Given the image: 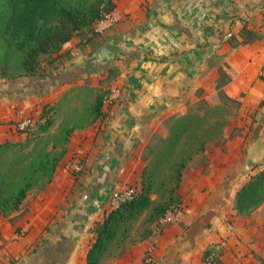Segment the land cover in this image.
Wrapping results in <instances>:
<instances>
[{
  "label": "crops",
  "instance_id": "0c3cea01",
  "mask_svg": "<svg viewBox=\"0 0 264 264\" xmlns=\"http://www.w3.org/2000/svg\"><path fill=\"white\" fill-rule=\"evenodd\" d=\"M114 3L113 27L84 29L34 78L0 80V143L24 140L19 122L73 86L121 90L94 126L74 131L68 156L26 215L0 214V264H87L89 232L108 213L112 192L140 186L143 154L156 137H168L166 123L215 105L221 69L231 78L225 96L240 104L229 101L241 134L228 127L222 142L192 160L178 190L182 215L114 264H143L148 250L157 264H205L213 243L224 246L223 262H233L254 234L233 202L264 163V0ZM244 26L258 39L235 46ZM252 122L255 131L246 125ZM75 156L85 167L76 177L67 167Z\"/></svg>",
  "mask_w": 264,
  "mask_h": 264
},
{
  "label": "trees",
  "instance_id": "16d2710c",
  "mask_svg": "<svg viewBox=\"0 0 264 264\" xmlns=\"http://www.w3.org/2000/svg\"><path fill=\"white\" fill-rule=\"evenodd\" d=\"M114 9V0H0L1 78L14 81L38 76L43 57H48L49 61H52L54 55L69 46L73 37L84 29L94 28ZM240 37L241 40L235 46L252 44L258 39L256 33L247 26L241 30ZM220 75L215 84L217 89V95L213 98L215 105L211 107L201 105L195 111L172 119L169 136L160 138L157 143H151L143 154L145 162L149 161L151 155H157L164 160H170L172 155L175 157L171 182L165 188L162 202L153 210L151 229L143 238L145 240L159 228L160 220L167 212L182 205L178 190L184 172L192 160L204 153L211 144L222 142L224 133L220 123L215 122L207 131L201 127H193L194 121L203 120L212 110L231 106L229 101L237 105L236 107L240 106L237 101L227 98L223 91V86L231 81L230 76L223 69L220 70ZM261 78L264 79V76ZM109 93L108 90L97 96L94 120H99L103 116V104ZM52 110L49 104H45L40 114V118L45 119L47 125H50ZM30 130H27V136ZM27 147V143L9 141L0 143V214L4 216L19 210L29 192L42 179L46 180L45 186L52 182L62 157L45 153L39 160L33 162L30 158L33 153L25 152ZM12 151L17 152L16 160L11 159ZM7 163L10 164V172H20L18 170L23 167L16 183L9 182L3 172L8 168ZM259 168L260 165L253 168L249 180L236 195L233 209L241 216H248L264 201V169ZM156 175L157 166L151 168L146 165L139 192L131 200L107 213L102 221L97 222L93 228L95 240L87 253V264H101L110 245L117 238L120 228L138 219L151 206ZM203 260L206 264H231L223 262L215 253L211 254L208 250L204 252Z\"/></svg>",
  "mask_w": 264,
  "mask_h": 264
},
{
  "label": "rangeland",
  "instance_id": "374dc122",
  "mask_svg": "<svg viewBox=\"0 0 264 264\" xmlns=\"http://www.w3.org/2000/svg\"><path fill=\"white\" fill-rule=\"evenodd\" d=\"M48 62H49L48 57H43L40 70L43 71V67ZM23 79L26 80V78H21L14 81H8L6 79L1 78L0 76V80L4 82L15 83ZM105 91H107V89L101 90V93H104ZM98 95L99 93H97L94 89H91L90 87L87 86L78 85L71 87L69 90L63 93V95L58 99V101L48 103L49 106L53 108V110L50 113V125H47V121L45 119H41L40 115L28 117L35 120L36 122L35 127L31 128L28 136L24 140H20L15 143H22V144L27 143L28 147L25 149V152L33 153L32 157H30L32 158L31 160L33 162L39 160L42 156L45 155V153L48 154L50 153L54 157H59L61 155L62 157L59 163L60 165L64 161L65 157L68 156L67 154L69 153L70 147L72 145V138L74 131L79 128L83 129V127L94 126L95 122L97 121L94 120L95 117L94 106ZM239 114L240 113L235 106H228L227 108L220 110L215 109L208 112L206 118H204L203 120L199 121L196 119L194 121L193 127H201L202 129L208 131L211 127L214 126L215 122H218L221 124L223 128V133L227 130L228 127L232 126L233 128L232 135H238L241 134V127H239L237 123V119H239L240 116ZM234 119L236 120V122L232 125ZM171 125H172L171 122L166 123V128L168 132H170ZM246 125L249 127L250 131H255L253 122L251 124L246 123ZM43 128L46 129L43 130ZM211 132H213V130H211ZM160 138L163 137H156L152 143H157ZM15 151L11 152L12 160L17 159V156H15L16 155L15 153L17 152ZM76 158L77 157L75 156L73 159H71L67 165V167H69L68 168L69 172L75 177L79 174L80 175L83 174L85 170L84 167L79 174L72 172L71 165L76 160ZM174 161H175L174 155L171 156L170 160H164L162 159V157H159L157 155L150 156V159L149 161L146 162V165H149L151 168L157 166V175L154 183L155 186L152 193L153 203L141 216H139L138 219L126 223L120 228L117 238L110 245L101 264H114L118 259H121L128 250L132 249L133 247L137 246L139 243H142L145 240L143 238L147 235L148 231L151 229V221H152L151 215L153 213V210L155 207H157L160 204V202H162V199L164 198L165 195V188L171 182L172 166ZM9 165H10L9 163L6 164V168L7 167L8 168L4 169L3 172L6 175L9 182L16 183L20 178L21 175L20 172L23 170V167H20V169L18 170L20 172L17 171L10 172ZM258 165L262 166L264 165V163ZM250 175L248 176V179L250 178ZM45 182L46 180L44 179L38 182L36 187L29 192L28 197L24 201L21 208L19 210L10 212L9 215L7 216H12L13 214L16 216L17 214H19L16 217H14V220L17 219V221L22 217H24L26 213L29 211V207L33 206V202L37 199L39 194L43 190H45L46 187L48 186V185L45 186ZM140 188H141V184L139 187L136 185H131V187H129L130 190L134 189L137 190V192H139ZM112 194L109 197L110 200ZM233 206H234V202H233ZM108 209H109L108 213L113 210L110 203ZM106 214L107 212L103 213L102 217L100 215L101 218L97 220V222L102 221ZM237 215L239 214L237 213ZM241 218L250 220L248 227L251 230H252L251 227H253L252 230L254 232V234L252 235L253 237L250 238L249 242L245 246L246 247L245 251L239 252L238 255L234 254L235 256L233 258V262H227V261L224 262L231 264H263L264 262V201L256 209L252 210L248 216H241ZM154 231L156 232L151 236L152 238L158 236L159 233H161L159 228L155 229ZM89 238H90L89 241L91 243L90 244L91 247V245L95 240V234L93 232V229H91L89 232ZM156 244L157 243H155L154 246L155 249L157 247ZM122 250H124V252H122ZM206 250L211 252V254L215 253L220 258L225 257L226 255L224 246H222L221 243L209 244ZM154 254H155L154 250H148L143 256V264H157V259ZM148 258H151L150 262H148L147 260ZM204 263L206 264V262Z\"/></svg>",
  "mask_w": 264,
  "mask_h": 264
},
{
  "label": "built area",
  "instance_id": "2783aa9c",
  "mask_svg": "<svg viewBox=\"0 0 264 264\" xmlns=\"http://www.w3.org/2000/svg\"><path fill=\"white\" fill-rule=\"evenodd\" d=\"M118 21V17L115 13L111 12L108 14L102 21L97 23L94 26V32L96 33H103L106 30L110 29L113 27ZM121 94V90L119 88L110 90L109 95L106 97L104 103L107 105H112L116 100H118L119 96ZM36 122L32 118H27L25 120H22L19 122V128L27 132V130L33 128L35 126ZM84 168V162L82 158L78 157L76 160L73 162L71 165L72 172L79 174ZM260 170L264 169V165L260 166ZM137 193V190H130L129 187L125 189H120L115 191L112 196H111V202L110 205L112 209L118 208L122 203H125L133 198V196ZM183 206L180 205L179 207L167 212V214L160 220V226L159 229L160 231L165 230V228L169 225L174 224L179 217L183 213ZM148 262L151 261V258L147 259Z\"/></svg>",
  "mask_w": 264,
  "mask_h": 264
}]
</instances>
